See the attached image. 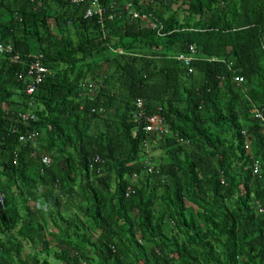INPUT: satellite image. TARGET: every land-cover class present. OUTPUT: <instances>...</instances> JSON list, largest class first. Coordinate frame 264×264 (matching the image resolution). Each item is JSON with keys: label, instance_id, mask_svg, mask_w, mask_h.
Instances as JSON below:
<instances>
[{"label": "trees", "instance_id": "1", "mask_svg": "<svg viewBox=\"0 0 264 264\" xmlns=\"http://www.w3.org/2000/svg\"><path fill=\"white\" fill-rule=\"evenodd\" d=\"M101 4L0 0V264H264V0Z\"/></svg>", "mask_w": 264, "mask_h": 264}, {"label": "built area", "instance_id": "2", "mask_svg": "<svg viewBox=\"0 0 264 264\" xmlns=\"http://www.w3.org/2000/svg\"><path fill=\"white\" fill-rule=\"evenodd\" d=\"M72 4H86L85 9V18H92L97 17L100 21L102 20V17L105 12V8L101 4V0H70ZM124 10L126 15L130 19H139L141 21H144L151 29H156L158 24L153 21L152 17L147 14H140L135 9H133L132 5L130 3H127L124 6ZM195 48L194 46L189 47V53L188 55L180 54L176 56V60L186 67H190V64L194 60L193 54H194ZM2 54H8L11 56V61L13 63H16L20 59V55L17 52H14L13 46L11 44H3L0 43V55ZM30 60L28 63L27 68V76L31 78V82L27 84L26 86V94L32 95L36 89L37 86L44 80L46 75L48 74V69L43 65L42 63V55H30ZM210 61H216L215 59H211ZM189 72L191 73L192 70L189 68ZM22 75L19 76L21 78ZM238 84L243 82L242 78H236L235 79ZM88 88H93V85H89ZM136 111L134 113V120L138 124H142V130L145 133H157V134H167L168 129L167 126L164 125L163 119L158 114H152L147 115L146 110L144 108L143 101L140 99H137L135 101ZM252 114L256 119L261 121L264 124V113L262 110L259 109H253ZM18 118L22 122H30L35 121L36 117L34 114L29 112H19ZM19 140L23 143L27 142H35L36 140V134L35 132H28L24 135H21L19 137ZM95 161H98V159H95ZM41 165L48 166L50 164V158L48 156H41L40 160ZM253 173L258 172V166L257 164L254 165ZM131 191L130 188L127 189L126 196H128V193Z\"/></svg>", "mask_w": 264, "mask_h": 264}, {"label": "rangeland", "instance_id": "3", "mask_svg": "<svg viewBox=\"0 0 264 264\" xmlns=\"http://www.w3.org/2000/svg\"><path fill=\"white\" fill-rule=\"evenodd\" d=\"M155 154V153H154Z\"/></svg>", "mask_w": 264, "mask_h": 264}]
</instances>
